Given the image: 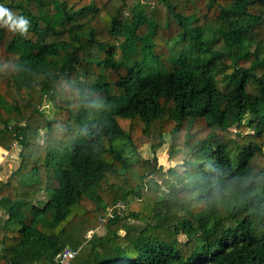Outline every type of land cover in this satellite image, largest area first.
Instances as JSON below:
<instances>
[{"label": "trees", "instance_id": "trees-1", "mask_svg": "<svg viewBox=\"0 0 264 264\" xmlns=\"http://www.w3.org/2000/svg\"><path fill=\"white\" fill-rule=\"evenodd\" d=\"M0 4V264H264V0Z\"/></svg>", "mask_w": 264, "mask_h": 264}, {"label": "rangeland", "instance_id": "rangeland-1", "mask_svg": "<svg viewBox=\"0 0 264 264\" xmlns=\"http://www.w3.org/2000/svg\"><path fill=\"white\" fill-rule=\"evenodd\" d=\"M120 15L121 18H124L126 16V13H121ZM41 109L43 110L46 116L51 115L52 107L48 101L45 100L43 102ZM232 121L233 122L231 126H229V130L232 131L233 135L239 136L242 133L249 132V129L245 128V126L244 127L242 125L236 126L235 124L236 121L234 119ZM245 122L246 121H242V124H245ZM136 155H135L136 159L138 160L139 158H141V159H149L151 161L152 158H155L156 164L158 166H161L163 170H166L170 167H174L176 171L182 172L184 170L183 161L188 156V151L187 148L180 143H171L170 136L168 134H164L162 144L156 145L155 147L152 148L149 143H144L138 149V153ZM18 163H19V159H18L17 147L15 146V144H11V146L8 149H4L3 147L0 146V179L5 180L6 178H8L11 171H13L18 166ZM158 182L161 183V179H158ZM166 192H167V187L163 185L159 186L157 195H155V197H161L165 195ZM149 193L151 195L148 196L154 198V195L151 192ZM147 205L148 203L144 204V206ZM0 214H3L1 209H0ZM129 222L135 224H141L138 221H129ZM93 231L95 232L96 235H103L106 232V227L98 226ZM178 239L185 240L186 238L183 234H180L178 236ZM81 249H83L82 245H81Z\"/></svg>", "mask_w": 264, "mask_h": 264}, {"label": "built area", "instance_id": "built-area-1", "mask_svg": "<svg viewBox=\"0 0 264 264\" xmlns=\"http://www.w3.org/2000/svg\"><path fill=\"white\" fill-rule=\"evenodd\" d=\"M115 207H118V208L120 207L123 209V203L119 201L114 206L109 207L106 216L101 218V221H104L106 217H112L113 208ZM93 232H94L93 230H88L85 235V238H90ZM76 253H77V250L66 247L57 255L55 261L58 264H69V261L76 255Z\"/></svg>", "mask_w": 264, "mask_h": 264}, {"label": "clouds", "instance_id": "clouds-1", "mask_svg": "<svg viewBox=\"0 0 264 264\" xmlns=\"http://www.w3.org/2000/svg\"><path fill=\"white\" fill-rule=\"evenodd\" d=\"M0 17H8L11 18V13L7 7H5L3 4H0ZM24 21L21 20V26L23 25Z\"/></svg>", "mask_w": 264, "mask_h": 264}]
</instances>
